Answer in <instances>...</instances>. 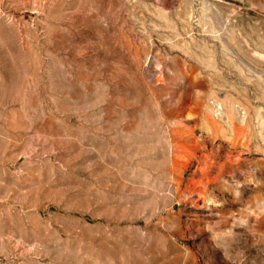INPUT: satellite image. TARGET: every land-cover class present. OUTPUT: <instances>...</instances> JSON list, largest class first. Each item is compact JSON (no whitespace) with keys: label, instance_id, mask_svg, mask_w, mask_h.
Wrapping results in <instances>:
<instances>
[{"label":"rangeland","instance_id":"rangeland-1","mask_svg":"<svg viewBox=\"0 0 264 264\" xmlns=\"http://www.w3.org/2000/svg\"><path fill=\"white\" fill-rule=\"evenodd\" d=\"M0 264H264V0H0Z\"/></svg>","mask_w":264,"mask_h":264}]
</instances>
